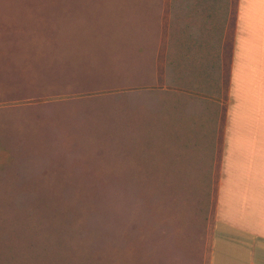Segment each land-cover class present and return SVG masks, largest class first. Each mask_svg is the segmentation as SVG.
I'll list each match as a JSON object with an SVG mask.
<instances>
[{
	"label": "rangeland",
	"instance_id": "obj_1",
	"mask_svg": "<svg viewBox=\"0 0 264 264\" xmlns=\"http://www.w3.org/2000/svg\"><path fill=\"white\" fill-rule=\"evenodd\" d=\"M193 4L0 0V264H207L225 113Z\"/></svg>",
	"mask_w": 264,
	"mask_h": 264
},
{
	"label": "crops",
	"instance_id": "obj_2",
	"mask_svg": "<svg viewBox=\"0 0 264 264\" xmlns=\"http://www.w3.org/2000/svg\"><path fill=\"white\" fill-rule=\"evenodd\" d=\"M193 7L207 22L200 29L213 31L199 46L197 75L216 80L225 113L207 264H264V0Z\"/></svg>",
	"mask_w": 264,
	"mask_h": 264
}]
</instances>
